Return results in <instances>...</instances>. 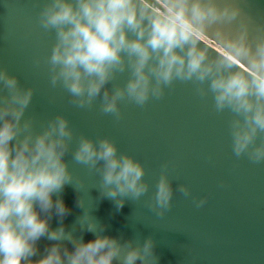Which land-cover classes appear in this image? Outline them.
Returning a JSON list of instances; mask_svg holds the SVG:
<instances>
[{"label": "clouds", "instance_id": "obj_1", "mask_svg": "<svg viewBox=\"0 0 264 264\" xmlns=\"http://www.w3.org/2000/svg\"><path fill=\"white\" fill-rule=\"evenodd\" d=\"M162 3L165 11L158 14L145 0H45L38 23L55 33L46 59L51 86H62L81 109L91 108L99 98L100 111L119 121L122 102L143 107L162 98L174 82H193L198 96L211 95L217 113L232 114L233 154L253 164L264 162V25L253 26L236 0ZM125 72L124 84L108 87ZM33 95L32 87L0 68V264H158L153 237L121 243L103 235L104 226L85 207L83 196L76 201L83 209L77 222L81 232H91L95 239L85 242L74 230L66 231L62 221L71 210L60 193L69 184L77 192L85 185L65 160L70 151L76 164L99 175L93 186L117 210L125 198L139 201L149 191L146 170L109 137L81 135L73 150L74 132L62 114L36 131L34 120L25 118ZM168 167L161 166L156 191L147 202L160 219L174 196ZM175 191L191 195L186 184ZM206 200L193 203L200 208ZM53 215L61 221L55 229ZM44 237L56 243L33 261Z\"/></svg>", "mask_w": 264, "mask_h": 264}, {"label": "water", "instance_id": "obj_2", "mask_svg": "<svg viewBox=\"0 0 264 264\" xmlns=\"http://www.w3.org/2000/svg\"><path fill=\"white\" fill-rule=\"evenodd\" d=\"M44 3L0 0V68L34 89L25 118L31 117L36 131H41L47 121L64 115L74 132L73 150L81 135L93 140L111 138L120 152L144 165V179L149 184V191L139 201L125 198L123 208L117 210L114 202L101 198L99 188L93 186L99 182V175L76 164L70 151L65 160L85 185L77 192L69 184L60 193L71 210L62 221L66 231L74 230V235L85 242L95 239V234L81 232L77 222L83 209L76 201L83 196L85 207L91 208V215L104 226L103 235L119 238L121 243H143L153 237L158 264H264V162L253 164L246 156L237 158L233 154L229 131L232 114L227 110L217 113L211 95L201 98L193 82L181 81L165 88L162 98L150 99L143 107L122 102L119 121L100 111L99 98L91 108L76 107L62 86L50 84L46 59L56 38L54 32H45L39 26ZM145 3L158 14L165 11L162 0ZM236 3L252 17L253 26L264 25V0ZM209 35L215 38L214 33ZM127 78V72L118 74L108 87L122 85ZM165 163L169 165L174 196L171 209L160 219L147 202L156 191ZM179 184L189 186V197L175 191ZM205 197L206 203L197 208L193 200ZM50 224L55 229L61 221L53 215ZM53 243L41 238L38 252L31 259L42 258ZM63 243L72 250L71 243Z\"/></svg>", "mask_w": 264, "mask_h": 264}]
</instances>
